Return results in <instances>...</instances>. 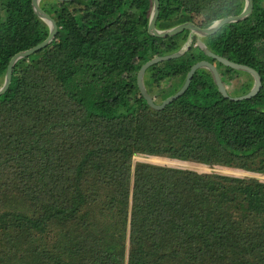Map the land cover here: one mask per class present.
I'll return each mask as SVG.
<instances>
[{"label": "trees", "instance_id": "16d2710c", "mask_svg": "<svg viewBox=\"0 0 264 264\" xmlns=\"http://www.w3.org/2000/svg\"><path fill=\"white\" fill-rule=\"evenodd\" d=\"M32 1L0 0V88L12 58L49 36ZM52 1L41 7L58 24L55 41L19 60L0 96V264H264V182L133 165L144 155L264 175V0L203 42L255 69L260 93L225 99L201 69L162 111L142 97L140 68L181 52L146 73L162 103L194 64L211 61L199 38L150 36L152 0ZM244 7L160 0L156 26L208 28ZM214 64L225 85L250 75Z\"/></svg>", "mask_w": 264, "mask_h": 264}, {"label": "water", "instance_id": "95a60500", "mask_svg": "<svg viewBox=\"0 0 264 264\" xmlns=\"http://www.w3.org/2000/svg\"><path fill=\"white\" fill-rule=\"evenodd\" d=\"M41 1L42 0H33L32 5H33V8H34V11L36 12V14L48 25V27L50 29L49 36L41 44H39V45L29 49V50L22 51V52L16 54L12 58V60L10 61L9 65H8L7 71H6L4 84L0 88V96L6 94L11 87L13 70H14L16 63L19 60L28 58V57L34 55L35 53L43 50L44 48L53 44V42L55 41V38H56L58 30H59L58 24L53 19V17L49 14V12H47L46 10H44L41 7ZM56 1H59L62 3H65V2L70 3V2H74L76 0H56ZM152 1H153V10H152L151 18L149 21L148 33L150 36L156 37V38L174 37V36H177V35L185 32V31H190L193 34H197V35L202 36V37H210V36H213L214 34H216L219 30H221L226 25L237 23V22H240V21H243V20L249 18L253 12V9H254V1L253 0H245V7H244V10L241 14H239L237 16H231L228 18L221 19L208 28H202L196 23L188 22V23H184V24L175 26L171 29L159 30V29H157L156 25H157V20L159 18V13H160V0H152ZM200 47L207 54V56L211 59V61L214 60V61H217V62L223 64L224 66L229 67L231 69H234L236 71H242V72H246V73L250 74L254 79V85L251 88V90L248 93L241 95V96H231L229 94L227 86L225 85V83L221 77V74H220L217 66L213 62H211L210 60H202L200 62H197L196 64H194L191 67V69L189 70V72L186 76L185 82H184L183 86L180 88V90H178L174 95L168 97L162 103H160V104L156 103L155 98L150 94V92L148 91V88L145 84L146 73L154 65H157V64L165 62V61H170V60L179 58L181 56V52H177L175 54L153 58L152 60L146 62L140 68V70L137 74V85H138L139 91H140L142 97L146 100V102L150 106V108H152L153 110H156V111H162L168 105H171L173 102H175L176 100L181 98L188 91L196 72L201 70V69L208 70L211 73V75L214 79V82L218 88L219 93L225 99H229L231 101L238 102V101L252 99L260 93L262 86H263L262 77L255 69H253L249 66L243 65V64H238V63L232 62L226 58H223V57L215 54L214 52H212L203 43H201Z\"/></svg>", "mask_w": 264, "mask_h": 264}, {"label": "rangeland", "instance_id": "374dc122", "mask_svg": "<svg viewBox=\"0 0 264 264\" xmlns=\"http://www.w3.org/2000/svg\"><path fill=\"white\" fill-rule=\"evenodd\" d=\"M41 2H42V5L47 7V8H49V6H52L54 4V2L52 0H42ZM151 14H152V11H151ZM203 42H205V38L199 37V41H198L197 45H201V43H203ZM56 47L62 51H66L65 50L66 48L63 46H56ZM234 75L237 76L238 74H234ZM145 81H146V85H148V87L151 83H153V78L151 77L150 74L145 76ZM247 83L254 85L253 77H251L250 75H247L245 73H241L234 80L228 81L226 86L228 88L230 95L236 96L235 94L237 93V95H238L239 89L242 86L246 85ZM166 84L163 85V88H168L170 86L169 84H167V85ZM153 97L155 99H158L155 96V94L153 95ZM163 159L161 160L159 158H149V157L144 156V155H138V156H135V158L133 159V165H136V164L141 163V162L142 163L146 162V163H151V164H156V165H161V166H168V167H174V168L193 170V171H197L199 173H216V174L233 176V177L255 178V179H258V180L264 182V175H262V174H257V173L242 171V170H236V169H231V168L221 167V166L210 167V166H202V165L197 164V163H191V162L183 163V162H179L176 160H169L167 158H163Z\"/></svg>", "mask_w": 264, "mask_h": 264}, {"label": "flooded vegetation", "instance_id": "af4514ba", "mask_svg": "<svg viewBox=\"0 0 264 264\" xmlns=\"http://www.w3.org/2000/svg\"><path fill=\"white\" fill-rule=\"evenodd\" d=\"M195 36H197L198 38L199 37H202V36H199V35H197V34H194ZM204 38H207V37H204ZM203 39V38H202ZM211 62H213L214 63V60H212Z\"/></svg>", "mask_w": 264, "mask_h": 264}]
</instances>
